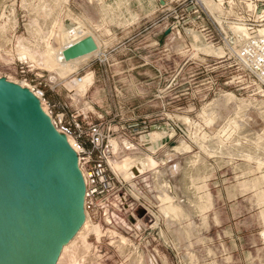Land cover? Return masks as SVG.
I'll return each mask as SVG.
<instances>
[{
	"label": "rangeland",
	"instance_id": "obj_1",
	"mask_svg": "<svg viewBox=\"0 0 264 264\" xmlns=\"http://www.w3.org/2000/svg\"><path fill=\"white\" fill-rule=\"evenodd\" d=\"M52 1L29 0L31 13L27 26L33 23L32 25L36 27V32L34 31V35L31 29L33 26L28 28L26 26V29H21L18 32V36H16L18 43L17 41L13 42L17 43V54L20 53L21 41L25 39L38 45L55 39L52 42L54 43L53 45L60 47V37L56 30L57 26L62 27L63 25L65 29H69L77 23L85 29H88L90 33L98 38L100 42V53L61 79L56 71L40 65L37 61L24 59L22 60V64H12V60H10L8 55L14 46H12L13 44H9L3 47L6 56H3V62L0 63V77L27 88H34L35 86L42 88L46 94V101L42 100V107L46 113L51 112L53 117L57 114H64L66 123L74 125V123L78 122L83 127L84 132L88 131L87 129L92 123H103L106 133L110 134L114 132V136L111 137L114 139L113 141L121 145V141L127 138L134 144V148L126 152L124 156L112 158V170L109 172L110 176L113 177L111 180L112 183L108 191L99 199V203L103 201L101 205L110 208V214L113 215L114 219H117L118 224L120 221H123V223L131 224L134 229L135 227H142L145 224L144 216L146 211H144V208L149 209L150 205L155 203L157 199L162 204L159 207L160 211L156 212L162 219L161 235L157 234L154 230H147L145 233L140 231L133 232L131 233L132 236L126 234L121 227H115L112 230L117 235V240H119L115 243V240L113 241L108 237V234H105L107 225L104 210H99L97 214L91 213L92 220L90 223L97 224L101 228V234L100 236L96 234H90L88 236L87 239L92 244V248L84 254L82 263L153 264V260L156 258L158 264H201L202 250L199 249L196 254H190V250H188L189 248H193L192 240L196 238V245L200 248L206 247V256H211L215 260L214 264H218L216 261L218 250L208 247L207 239L203 238V231L210 232L213 225H221L218 217L219 211L215 205L216 194L219 192L216 186L218 181L217 176L220 177L221 173L218 170L220 164L211 166L210 159L205 154L206 144L204 143L206 138L204 131H207V129L214 130L217 128L216 125L220 122L228 121L230 117L233 119L234 117L232 118V116H236L235 111H237V106L235 107V105L240 104V101H245L246 99V102H254V105L257 104L258 106L264 104V101H260L259 99L253 101L252 98L246 97L227 86L224 83L228 74L225 63L224 66L216 68L215 72L207 74L202 66V62L197 61V59L201 60L198 55L200 52L194 48L191 34L187 32L186 35L182 32L179 38L175 33H170L165 24L158 23L161 6L164 5V1L168 0H161L159 5L155 0H145V5L148 9L150 6L155 5L158 7V10L157 14L153 16L150 12L146 13V18L143 20H141L142 15L135 11L138 10V4L144 0H92V2L96 1L103 5V15H101L100 20L95 22L94 25L96 30L103 31L104 33H110V25L124 27L142 21L148 24L149 29L150 24L154 23V21L156 22L157 37L162 36L161 46H159V49L161 48L162 58L157 57V61H155V55L157 54L158 56L160 50L157 48L155 51L153 44L151 46L148 45L147 48L142 46L136 47L140 52H147L146 54L151 60L141 68H134L135 65H138L137 63L131 64L129 68L132 69L131 73L134 77H121V74H117L118 76L114 75L119 69L113 68L112 61L104 60L102 62L100 60L105 58V56L101 58L100 55L108 43L105 39H100L80 17L72 13L70 3L73 0H61L60 5L58 4L60 7L54 5ZM41 2L44 3L41 4ZM48 9L52 11L49 12ZM16 18L10 21L14 25L17 23ZM52 20H55L54 24L51 23L53 22ZM55 26V34L52 36L51 32H53ZM6 30L4 41L8 39L9 41H5L6 44L9 42L12 43L14 41L13 33L9 29ZM38 32L43 34L45 32L46 35L48 34V38L45 34L41 36ZM43 37L47 39L44 40ZM152 37H154V33H152ZM147 43L149 44L150 41ZM202 53L211 56L207 58V64H210V69L219 66L218 61L214 58L217 55L206 52ZM118 55L121 57L124 54L119 53ZM90 68L95 70V73H91L94 79L93 85L91 87L89 86L85 94L73 91L74 89L72 88L74 87L73 85L70 86V81L85 76L90 72ZM126 68L128 69V67ZM209 80H216L217 85H215V89L217 91L219 89V94L215 95L210 92ZM47 89L49 91H53L51 89L56 91L55 93H57L58 99L54 103L49 102ZM226 92L234 93L237 99L241 100H235L234 103L230 102L226 105L220 99L221 95ZM254 105L250 104V107H246L247 110H244L243 113L245 114V117L243 116L244 118L242 117L241 119V116H238L239 124L233 122V124L236 123L237 127L239 126L240 128L243 125L241 129L238 127L243 133L259 129L262 126L260 115ZM208 108L212 109V111H207ZM208 112L213 116L208 115ZM211 117H215L214 119L216 120H210ZM231 121L235 120L233 119ZM236 124L234 125L236 126ZM155 132L159 134L156 138L151 135ZM170 136H172L171 139ZM198 137L200 138L198 139ZM70 140L74 141V135L70 136ZM80 140L82 143L85 141L89 143L86 134ZM182 145L191 146L188 151L180 150V152H177L175 148L177 146L181 147ZM202 145L204 146L202 147ZM230 150L231 152H229ZM230 150L227 152L231 154L234 149L230 148ZM171 151L176 153V161L183 163L180 172L181 176L178 174L179 177L176 178L179 180L178 182L176 180V188L178 198H186L184 202L180 200L174 202V199H172V203L171 200H168L171 198L168 193H164V195L151 193L145 188V184L140 183V175L142 172L155 167L160 160H165L166 153ZM127 156L134 157L133 159L138 158L140 161L135 160V165H131L127 170L120 169L113 164V162H118L117 164L123 162L122 160ZM148 156L156 160L157 164L155 166L147 164L146 158ZM194 158H197V160ZM216 160L219 161L220 159ZM145 161L146 163H144ZM191 165L194 166L192 167ZM192 174L193 176L196 174L194 176L197 178L196 180ZM198 174L202 178L206 176L207 179L205 178V180L203 178L204 180H198ZM261 174H255L252 177L234 181L238 182L241 187V200L245 201L246 199L247 204L244 202L245 206H243V209L248 215H255L259 224L257 231L260 233L264 230V204L259 203L257 194V191L259 192L260 189H246L244 182L250 178L252 180L255 176L259 177L260 175L262 177ZM204 183L206 189L202 188L203 186L205 187V185H201ZM197 185H201V187ZM262 186L264 187V184ZM197 188L200 190L196 191L198 190ZM207 192H211L212 194L211 204L207 209L199 212L201 208L198 210L197 207L201 203L200 199L204 200L206 195L203 196V193L206 194ZM123 196L127 198V202L134 204L135 212H126L124 210L123 205H121ZM162 198H166V200ZM167 200L170 202L164 203ZM197 200L198 205L196 207ZM178 202L182 205L185 203V207L189 205L187 210L191 212L189 213L191 216L189 214L187 216L186 213L180 215L175 213L173 215L172 212L169 214L163 212V207L167 204L172 203L178 205ZM210 214H212V217H210ZM86 217L89 218L88 214H86ZM174 241L179 248L178 256L172 250V243ZM209 241L212 244L214 242L211 238H209ZM139 256L143 258L140 260L138 259L140 258Z\"/></svg>",
	"mask_w": 264,
	"mask_h": 264
},
{
	"label": "built area",
	"instance_id": "obj_2",
	"mask_svg": "<svg viewBox=\"0 0 264 264\" xmlns=\"http://www.w3.org/2000/svg\"><path fill=\"white\" fill-rule=\"evenodd\" d=\"M209 1L218 6V9H212ZM30 13L29 0H0V63L3 62V56H6L3 47L9 44L14 46L8 55L12 60L11 63H23L24 59L18 56L19 53L17 54L16 51L18 43L16 36L21 29H26ZM15 18L17 23L14 25L10 21ZM158 23L165 24L167 30L175 33L179 38L182 32L184 34L195 32L202 43L221 47L223 54L214 57L219 63L218 67L210 69L207 58L211 56L201 51L198 54L201 60L197 59V61L202 62L207 74L215 72L216 68L224 66L225 63L228 74L224 83L227 86L246 97L264 101V31H261L264 27V0H168L161 6ZM239 28H244L245 32H241ZM6 29L13 33L12 43L5 44ZM15 41L17 43H13ZM208 83L210 92L219 94V89L218 91L215 89L216 80H209ZM29 89L36 96L38 95L41 104H43L42 100L46 101V94L42 88L35 86ZM255 106L262 121L259 129L244 134L235 127L230 117L228 121L216 125L217 128L214 130L204 131L205 154L209 157L211 166L220 164L218 170L221 177H230L233 181H237L264 173V104L260 106L255 104ZM47 114L51 119L53 118L52 122L60 133L66 136L74 135L75 150L86 186L85 213L88 214L90 222L91 213L97 214L99 210H104L107 225L105 234L115 240L114 243L119 241L112 230L115 227H121L128 235L137 231L145 233L147 230H154L161 235L162 219L156 214L162 205L159 199L150 205L149 209L144 208L145 224L135 229L131 224L123 221L118 224L117 219L110 214V208L101 205L103 201L99 203V199L108 191L112 183L113 177L109 174L112 170L111 159L124 156L134 148V144L125 138L123 140H127L132 147L124 144L122 140L121 145L118 144L116 148L114 139L111 138L114 132L106 133L103 123H92L88 131L84 132L80 123L76 122L74 125L66 123L64 114H57L55 117L51 112ZM231 124L234 128L230 127ZM84 134L88 137V147L80 140ZM229 148L234 149L233 156L227 152ZM170 154L173 155L172 158L166 159L165 156V160H160L155 167L142 172L140 183L145 184L149 192L168 193L174 202H177L178 175L170 170V166L177 158L175 152L171 151ZM180 201L184 202L186 198L182 197ZM121 202L126 212L134 211V204L127 202L125 196ZM175 247L174 241L172 249ZM154 260L158 263L156 258Z\"/></svg>",
	"mask_w": 264,
	"mask_h": 264
},
{
	"label": "water",
	"instance_id": "obj_3",
	"mask_svg": "<svg viewBox=\"0 0 264 264\" xmlns=\"http://www.w3.org/2000/svg\"><path fill=\"white\" fill-rule=\"evenodd\" d=\"M97 48L87 36L64 56ZM85 192L78 154L40 99L0 77V264H55L85 220Z\"/></svg>",
	"mask_w": 264,
	"mask_h": 264
},
{
	"label": "crops",
	"instance_id": "obj_4",
	"mask_svg": "<svg viewBox=\"0 0 264 264\" xmlns=\"http://www.w3.org/2000/svg\"><path fill=\"white\" fill-rule=\"evenodd\" d=\"M155 1L158 5L161 2V0ZM91 2L90 0H73L70 3L72 13L80 17L100 39L107 41L108 45L105 46L104 51L100 55L101 58L102 56H105V58L100 60L102 62L104 60L112 61L113 68L119 69V71H116L118 73L115 72L114 75L121 74V77H134L129 66L137 63L138 65H135L134 68H141L151 60L147 56V52H140L136 47L147 48L148 45L151 46L153 44L156 51L161 46L162 36L157 37L156 22L154 21V23L150 24L149 29L148 24L142 21L124 27L110 25V33H104L96 30L94 25L103 15V5L96 1ZM137 8L138 10L135 12L142 15L141 20L146 18V13L150 12L153 16L157 14L158 10L155 5L150 6L148 9L145 5V0L142 3L140 2ZM152 33H154V37H152ZM148 41H150L149 44L147 43ZM159 50L160 54L158 56L157 54L155 55V61H157V57L162 58L161 48ZM119 53L124 55L119 57ZM89 71L88 74L95 73L92 68ZM92 85L93 83L90 87ZM51 90L53 91L47 89V98L50 103H54L58 96L54 89ZM84 143L87 147L89 146L86 141ZM217 178L216 186L219 192L216 194L215 205L219 211L218 217L221 225H213L210 232L203 231V238L207 239L209 248L218 250L216 260L218 264H264V238L257 231L259 224L255 215H248L243 209L246 199L245 201L241 200V187L238 182H234L230 178L221 176H217ZM211 215L210 217H212ZM209 238L213 239V244L209 241ZM195 239L193 238L192 240L193 248L188 249L190 254H196L201 249L203 253L201 264H214L215 260L211 256H206V247H198ZM172 250L178 256V246L176 245L175 249Z\"/></svg>",
	"mask_w": 264,
	"mask_h": 264
},
{
	"label": "bare ground",
	"instance_id": "obj_5",
	"mask_svg": "<svg viewBox=\"0 0 264 264\" xmlns=\"http://www.w3.org/2000/svg\"><path fill=\"white\" fill-rule=\"evenodd\" d=\"M50 1H52V0H50ZM92 1V0H91ZM90 1V2H91ZM53 2V4L54 5H57V6H59L60 4L59 3H61V0H53L52 1ZM51 2V3H52ZM44 3V2H43ZM42 2H41V4H43ZM50 3V4H51ZM92 3V2H91ZM59 4V5H58ZM46 5V4H45ZM44 5V6H45ZM209 5L211 6V8L212 9H218V6H216L214 3H212L211 1H209ZM41 6V5H40ZM43 6V5H42ZM60 7V6H59ZM49 10V9H48ZM38 11V10H37ZM52 11V10H51ZM50 10H49V12H51ZM48 12V11H47ZM48 12V14H50ZM51 16V15H50ZM55 16V15H54ZM55 18V17H54ZM58 19V18H57ZM51 20V19H50ZM49 20V21H50ZM56 20V19H55ZM54 20V21H55ZM42 21V20H41ZM53 21V20H52ZM54 21L53 22H51V23H53L54 24ZM58 21V20H57ZM57 21H56V23H57ZM63 21V20H62ZM43 22V21H42ZM61 22V21H60ZM49 23V22H48ZM47 23V24H48ZM33 24V23H32ZM29 25V26H27V28L28 27H30V26H33V25ZM34 24H35V22H34ZM62 24V23H61ZM56 25V24H55ZM39 28V27H38ZM41 28H43V27H41ZM40 28V29H41ZM50 28H51V26H50ZM33 31V34L36 32V27H32L31 28ZM52 29V28H51ZM50 29V30H51ZM55 29H56V26L54 27V30H53V32H51V35L53 36L54 34H55ZM240 29V31L241 32H245V30H244V28H239ZM58 32V35H59V37H60V47H55L53 44L54 43H52L53 41H47L46 43H42V44H34V43H32V42H29V41H27L26 39L24 40V41H21V46H20V57L22 58V59H30V60H32V61H37L40 65H42V66H45V67H49L50 68V70L52 69V70H54V71H56L57 72V74H58V76L61 78V79H63L64 77H66L67 75H69L71 72H74L79 66H81V65H83V64H85L86 62H88L89 60H91L92 58H94L95 56H97L99 53H100V42H99V40H98V38L95 36V35H93L92 33H90V31L88 30V29H85L83 26H81V25H79V23H77L76 25H73L71 28H69V29H65L64 27H63V25H62V27H60L59 25L57 26V29H56ZM28 31H30V30H28ZM35 31V32H34ZM37 31H39V30H37ZM40 31H42V30H40ZM43 31H44V29H43ZM262 32L264 31V27H263V29L261 30ZM50 32V31H49ZM31 33V32H30ZM38 33H40V32H38ZM37 33V34H38ZM43 33H40V35L41 36H43L44 34H45V32H44V34L42 35ZM190 34H191V38H192V41H193V46H194V48L196 49V50H198V51H202V52H206V53H209V54H214V55H217V56H220V55H222L223 54V49L221 48V47H213V46H211V45H207V44H204V43H202L201 41H200V37H199V35L197 34V33H195V32H190ZM35 35V34H34ZM39 35V34H38ZM38 35H37V37H38ZM46 35V34H45ZM48 36V34L46 35V37ZM87 36H92L93 38H94V40H95V42H96V44H97V50H95V51H93V52H91V53H89V54H86V55H83V56H80V57H78V58H75V59H71V60H67L66 58H65V56H64V51L68 48V47H70L71 45H73V44H75V43H77V42H79V41H81L82 39H84L85 37H87ZM21 37V36H20ZM45 37V36H44ZM43 37V38H44ZM48 38V37H47ZM47 38H44V40L45 39H47ZM49 38H51V37H49ZM23 39V38H22ZM8 40V39H7ZM7 40H5V41H7ZM43 40V39H42ZM43 40V41H44ZM9 41V40H8ZM37 42H39V41H37ZM6 44V43H5ZM20 44V43H19ZM5 46V45H4ZM18 49V48H17ZM18 51V50H17ZM93 75L92 74H86L85 76H83V77H80V78H76V79H73L72 81H70L71 82V85L70 86H72L73 85V87L74 88H72V89H74L73 91H75V92H78V93H82V94H85L87 91H88V89H89V86L93 83ZM221 101L223 102V103H225L226 105H228L230 102H235V100H239V99H237V97H236V95L234 94V93H232V92H226V93H223L222 95H221ZM241 100V99H240ZM239 100V101H240ZM243 100V99H242ZM253 101L255 100V99H252ZM220 101V100H219ZM258 102V101H257ZM217 103V102H216ZM223 103H221V104H223ZM238 103V102H237ZM256 103V102H255ZM236 104V103H235ZM250 104L251 105H254V103L253 102H246V99H245V101H240V104H238V105H235V107H236V110L237 111H235V114H236V116H232V118L234 117V120L235 121H232V122H236V123H238L239 124V122H238V116H241L240 118L242 119V117L245 115V114H243L244 113V110H247V108L248 107H250ZM210 105V104H209ZM219 105V104H218ZM217 106V105H216ZM222 106V105H221ZM248 106V107H247ZM255 106V105H254ZM247 107V108H246ZM44 109V108H43ZM212 111V109H207V111ZM210 111V112H211ZM204 112H206V111H204ZM214 112V111H213ZM209 113V112H208ZM205 114H207V113H205ZM216 114V113H215ZM221 114V113H220ZM234 114V113H233ZM202 115H204L203 113H202ZM208 115H210V113L208 114ZM218 115V114H217ZM205 116V115H204ZM210 116H213V115H210ZM209 116V117H210ZM215 116V115H214ZM223 116V115H222ZM203 117V116H202ZM245 117V116H244ZM243 117V118H244ZM206 118H207V116H206ZM215 117H211L210 118V120H216V119H214ZM227 118H229V117H227ZM240 118H239V120H240ZM250 118V117H249ZM188 119V118H187ZM186 119V120H187ZM203 119H205V118H203ZM209 119V118H208ZM247 119V118H246ZM190 120V119H189ZM212 120V121H213ZM227 120V119H226ZM229 120V119H228ZM232 120V119H231ZM209 121V120H208ZM211 121V122H212ZM236 123H234V124H236ZM241 123H243V122H241ZM210 124V123H209ZM212 124H213V122H212ZM249 124V123H248ZM229 126V125H228ZM230 127H233L232 125L230 126ZM235 127H237V124H236V126ZM239 127V126H238ZM237 127V128H238ZM242 127H243V125H242ZM241 127V128H242ZM240 128V127H239ZM238 128V129H239ZM240 128V129H241ZM245 129V128H244ZM242 131V130H241ZM245 133H247V132H245ZM244 133V134H245ZM196 134V133H195ZM198 134V133H197ZM154 138H156V137H158L159 136V134L157 133V132H155V133H153V134H151ZM196 136V135H195ZM199 136V135H198ZM202 137H203V135H202ZM201 137V138H202ZM67 138H68V141H69V143L74 147V149H76L75 148V143H74V141H72V140H70V136H67ZM195 138H197V137H195ZM200 137H198V139H199ZM114 142V146L115 147H117L118 146V143L117 142H115V141H113ZM123 142H124V144H126V145H130L131 147H132V145L131 144H129V142L127 141V140H123ZM204 143V142H203ZM205 144V143H204ZM191 146V145H190ZM190 146L189 145H182L181 147L180 146H177L175 149L177 150V152H180V150H184V151H188V149H190ZM204 145H202V147H203ZM205 148V147H204ZM228 150V149H227ZM229 150H230V148H229ZM228 150V151H229ZM204 151H206V150H204ZM233 151V150H232ZM134 152V151H133ZM229 152H231V150L229 151ZM176 154V153H175ZM230 154V153H229ZM232 154V156L234 155V151L231 153ZM173 157V155L172 154H170V152H168V153H166V159H169V158H172ZM134 158V157H133ZM131 156H127L126 158H124L122 161L123 162H121V161H119V162H121V163H119V164H117L116 162H113V164L114 165H116V166H118L120 169H123V170H127V168L128 167H130L131 165H135V162L136 161H140V159H133ZM250 158V157H249ZM194 159H196L197 160V158H194ZM112 160V159H111ZM136 160V161H135ZM142 160V159H141ZM146 160H147V164H150V165H152V166H155L156 164H157V162H156V160L153 158V157H151V156H148L147 158H146ZM118 161V160H117ZM112 162V161H111ZM199 162V161H198ZM144 163H146V161L144 162ZM195 163V162H194ZM152 166H150V167H152ZM182 166H183V163L181 162V161H175L171 166H170V170L172 171V173L174 172V173H176L177 175L179 174L180 176H181V174H180V172H181V170H182ZM192 166V165H191ZM190 166V167H191ZM194 166V165H193ZM192 166V167H193ZM207 166V165H206ZM196 167V166H195ZM189 169V168H188ZM197 170V169H196ZM190 171V170H189ZM127 173V172H126ZM192 173V172H191ZM196 174H194V176H195ZM199 175V174H198ZM188 176V175H187ZM189 176H190V174H189ZM192 176H193V174H192ZM191 176V177H192ZM193 176V177H194ZM200 176L201 175H199V179L198 180H204L205 178L207 179V177L206 176H203V178H202V176H201V178H200ZM261 176L262 177H260V175H259V177L257 176H255V178H253L252 180H248V181H245L244 182V185L246 186V189L247 188H252V189H260L259 190V192L257 191V194H258V198H259V203H262V205L264 204V187L262 186L264 183V174H261ZM179 177V176H178ZM182 178V177H181ZM190 179H193V178H190ZM194 179L196 180L197 178H195L194 177ZM205 179V180H206ZM177 180V179H176ZM197 180V181H198ZM179 180H177V182H178ZM202 182H204V181H202ZM193 183H194V180H193ZM263 183V184H262ZM198 184V183H197ZM201 185H205V183L204 184H201ZM201 185L199 186V185H197V186H199V187H201ZM180 186V185H179ZM202 188H204V189H206V185H205V187L203 186ZM202 188H201V190H202ZM198 190H196V191H199L200 189L199 188H197ZM253 191V190H252ZM166 194V193H165ZM204 195L203 196H205V198H204V200H202V199H200L201 200V203L198 205V200H197V202H196V207H197V205L199 206V207H197L198 208V210H199V212H202L204 209H207L208 207H209V205L211 204V200H212V194H211V192H207L206 194L205 193H203ZM162 195V194H161ZM163 195H164V192H163ZM168 195V194H167ZM197 195V194H196ZM169 196V195H168ZM200 196V195H199ZM170 197V196H169ZM182 198V197H181ZM197 198V197H196ZM201 198V197H200ZM257 198V199H258ZM162 199H164V198H162ZM167 199H168V197H167ZM188 199V198H187ZM164 200H166V198L164 199ZM168 200H171V202L173 201L172 200V198H170V199H168ZM164 201V203L165 202H170V201ZM178 200H180L179 198H178ZM200 200H199V202H200ZM188 201H189V199H188ZM173 203V202H172ZM172 203H169V205L167 204L165 207H163V212H165V213H167V214H169L170 212H172L173 213V215L175 214V213H177V214H182V213H186V215L187 214H189V213H191L190 211H188L187 210V207L189 206H187L186 205V207H185V203L182 205V204H180L179 202V204L178 205H175V204H172ZM164 205V204H163ZM192 208V207H191ZM196 208V209H197ZM192 211V210H191ZM264 211V210H263ZM188 212V213H187ZM171 213V214H172ZM263 214V213H262ZM178 215V216H179ZM190 215V214H189ZM168 216V215H167ZM176 216V215H175ZM177 216V217H178ZM181 216H183V215H181ZM188 216V215H187ZM191 216V215H190ZM263 216V215H262ZM187 218V217H186ZM264 218V217H263ZM190 220V219H189ZM263 230V229H262ZM90 234H96L97 236H100V234H101V228L97 225V224H94V223H90V221H89V218L88 217H85V220H84V222H83V224H82V226L79 228V230L78 231H76L75 233H74V235L73 236H71L63 245H62V248H61V250H60V253H59V256H58V258H57V260H56V262H55V264H83L82 263V258L84 257V254L85 253H87V252H89L90 250H91V248H92V244H90L89 243V241H88V236L90 235ZM261 235H262V237L264 238V230L261 232ZM123 240H124V238H122ZM141 256V255H140ZM139 256V257H140ZM138 258V257H137ZM141 258H143V257H140V258H138V259H140L141 260ZM148 260V259H147ZM151 261V260H150ZM153 264H158L155 260H153Z\"/></svg>",
	"mask_w": 264,
	"mask_h": 264
}]
</instances>
